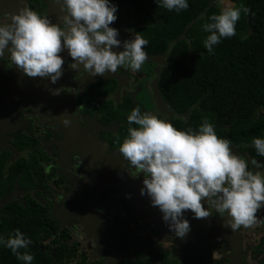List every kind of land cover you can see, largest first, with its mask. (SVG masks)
I'll use <instances>...</instances> for the list:
<instances>
[{
	"label": "flooded vegetation",
	"instance_id": "1",
	"mask_svg": "<svg viewBox=\"0 0 264 264\" xmlns=\"http://www.w3.org/2000/svg\"><path fill=\"white\" fill-rule=\"evenodd\" d=\"M23 1L52 22H61L59 3ZM23 1L0 0V19L21 8ZM126 9L125 14L118 9L117 20L110 27L135 35L138 18L131 8ZM128 39L120 41L123 44ZM60 55L65 63L55 84L47 77L25 76L7 59L0 61V205L10 199L23 205L35 199L49 214L46 219L51 225L57 223L48 237L62 232L69 238H86L95 257L103 262L107 248L91 232L98 233V224L115 238L120 251L131 256L120 258L118 264L139 257L155 261L167 257L178 264H231L232 259H239V264H264V216L260 211L253 226L235 231L238 256L231 247V229L211 204L204 205L211 217L196 219L190 210L184 213L190 231L181 240L163 222L162 213L151 205L147 194L141 195L143 176L131 175L135 170L118 153L129 127L127 115L137 105L142 112L171 121L177 129L186 121L190 109L175 111L159 89L166 53L157 54L165 56L158 61L146 60L138 72L121 68L114 77L107 72L92 76L73 70L68 51ZM88 214L96 220L92 225ZM162 239H172V246H161ZM213 251L221 258L214 261Z\"/></svg>",
	"mask_w": 264,
	"mask_h": 264
},
{
	"label": "clouds",
	"instance_id": "2",
	"mask_svg": "<svg viewBox=\"0 0 264 264\" xmlns=\"http://www.w3.org/2000/svg\"><path fill=\"white\" fill-rule=\"evenodd\" d=\"M155 2L177 13L189 7L188 0ZM218 2L220 11L202 25L207 33L203 47L210 54L222 39L236 34L241 13L251 11L244 5ZM53 3H59L63 13L60 23L52 22L49 16L32 10L26 3L17 11L4 14L0 19V61L7 59L25 76L47 77L52 84L63 74L65 61L60 53L65 49L73 61L69 67L92 76L117 73L121 68L141 70L148 57L144 48L149 41L136 33L121 43L117 38L119 31L110 27L117 20L118 11L112 0ZM114 47L123 50L115 52ZM127 123V135L119 143L118 153L135 170L131 175L143 176L141 195L147 194L151 205L158 207L163 222L175 237L183 240L190 231L189 221L184 218L186 211L190 210L196 219L211 217L205 203L211 204L221 217H227L225 225L232 231L255 224L258 210L264 208V172L255 169H264V163L255 158L249 161L233 152L231 140L218 137L208 120L197 129H177L171 121L142 112L137 105L127 115ZM64 124L69 121L65 119ZM250 146L264 157V138L254 137ZM31 243L19 229L7 238L0 235V246L10 249L24 264L34 260L27 251ZM159 244L171 247L172 239H162ZM21 249L25 251L22 253ZM220 258L213 251L212 259Z\"/></svg>",
	"mask_w": 264,
	"mask_h": 264
},
{
	"label": "trees",
	"instance_id": "3",
	"mask_svg": "<svg viewBox=\"0 0 264 264\" xmlns=\"http://www.w3.org/2000/svg\"><path fill=\"white\" fill-rule=\"evenodd\" d=\"M112 1L122 14L127 7L133 10L137 34L149 41L145 46L149 53H166L158 84L171 108L177 112L190 109L186 121L178 124L180 129H197L208 120L218 137L230 139L249 161L255 158L264 163V157L250 146L254 137L264 138V113L259 112L264 108V0H229L251 11L241 13L236 34L222 39L211 54L203 47L207 33L202 25L220 11L215 0H188V9L180 13L159 7L155 0ZM156 11L159 15L152 17ZM48 216L33 198L24 205L17 199L6 200L0 205V235L7 238L19 229L30 238L27 251L34 256L32 264H105L101 258L89 259L80 249V239L62 232L48 237L57 227ZM122 263L178 264L167 257L156 261L139 257ZM0 264L24 262L0 246Z\"/></svg>",
	"mask_w": 264,
	"mask_h": 264
},
{
	"label": "water",
	"instance_id": "4",
	"mask_svg": "<svg viewBox=\"0 0 264 264\" xmlns=\"http://www.w3.org/2000/svg\"><path fill=\"white\" fill-rule=\"evenodd\" d=\"M23 6H24V1H23V4L21 5V7H23ZM191 22L192 21H190L188 23V25L191 24ZM185 30L186 29H184V31L182 32V34L185 32ZM122 37H126V38L129 37L131 39V38L134 37V34L132 32H129V31L128 32H124V30H119V36L117 38L119 40H121ZM179 38H180V36H179ZM147 56H148L147 57V60H156V61H158L160 59V57H165L164 55H157V54H147ZM108 76H113L114 77V76H116V74L115 73H109ZM157 97H160L159 94H157ZM159 102L162 103L161 100H159ZM161 103H160V106H162ZM163 108L165 109V106ZM230 147L232 148V151L233 152H236L235 146H230ZM258 211H260L263 214V216H264V208H261ZM87 216H88V219L90 221V224L91 223L94 224L96 220L94 219L93 215L92 214H88ZM226 219H227V217L224 218V221ZM87 225H86V228L88 229ZM96 229H98V233L95 232V231H91V232L94 233V239H95V241L98 244L103 243L106 246V248H107L106 251L108 253V256L105 259V264H118L120 258H122V257H131V256L127 255L126 253H123L122 251H120V249L117 246V242L114 240L115 238H113V237L110 238L109 233L107 231H105L104 228H102L101 226H99V224H98V228H96ZM101 236H105L108 239L103 240L101 238ZM233 239H234V243H232L233 245H231V247L234 250V253L238 256L239 255V251H240L239 250V248H240L239 235L235 231H232L231 230V240H233ZM238 261H239V259H235V260L232 259L231 264H239Z\"/></svg>",
	"mask_w": 264,
	"mask_h": 264
},
{
	"label": "rangeland",
	"instance_id": "5",
	"mask_svg": "<svg viewBox=\"0 0 264 264\" xmlns=\"http://www.w3.org/2000/svg\"><path fill=\"white\" fill-rule=\"evenodd\" d=\"M113 3V2H112ZM216 5L220 8V4L218 2V0H215ZM225 3H230L233 5V3L229 0H225ZM159 15V12H153L152 17H156ZM260 113H264V108L263 109H259ZM245 154V153H244ZM244 156H246L245 158L248 159L247 155L245 154ZM261 172H264V169H259ZM77 240L80 239V249H82L88 256L89 259L95 258V251H94V247L87 241L86 238H76Z\"/></svg>",
	"mask_w": 264,
	"mask_h": 264
}]
</instances>
